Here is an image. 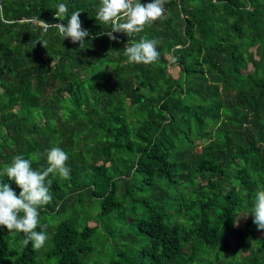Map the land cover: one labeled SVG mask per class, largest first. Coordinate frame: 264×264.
Segmentation results:
<instances>
[{
  "label": "trees",
  "instance_id": "obj_1",
  "mask_svg": "<svg viewBox=\"0 0 264 264\" xmlns=\"http://www.w3.org/2000/svg\"><path fill=\"white\" fill-rule=\"evenodd\" d=\"M99 4L0 0V173L15 155L46 168L57 146L71 170L49 176L46 244L0 226V264H86L96 238L103 264H264L251 216L264 188V0H167L163 19L116 41L97 35L111 28ZM74 11L83 48L38 26ZM141 37L160 41L152 64L123 54Z\"/></svg>",
  "mask_w": 264,
  "mask_h": 264
},
{
  "label": "clouds",
  "instance_id": "obj_2",
  "mask_svg": "<svg viewBox=\"0 0 264 264\" xmlns=\"http://www.w3.org/2000/svg\"><path fill=\"white\" fill-rule=\"evenodd\" d=\"M167 0H152L142 4L141 0H100L97 8L96 19L103 25H111L109 31L97 35H107L110 40H118L115 33H124L131 37L144 31L146 26L164 18ZM57 11L54 18L64 21L69 9L65 3L56 5ZM81 12H72L67 23H48L40 20L38 26L44 29L54 28L63 39H70L72 43H79L83 48L85 39L89 36V30L84 28L80 19ZM37 23V19H33ZM95 38V37H93ZM45 47L46 44L43 41ZM157 39L141 37L131 46L126 45L124 55L129 62L149 65L157 61L159 52ZM68 153L60 147H52L47 150V167L35 169L32 160L23 155H15L9 166L3 173L9 180H14L21 189L19 195L8 183L0 180V226H6L9 232H18L24 235L21 241L23 245L31 243L33 249L39 250L49 239L46 225H39L40 210L52 202V180L50 174L58 175L61 179H70V168L66 164ZM246 215L244 217H247ZM251 216L257 230H264V188H258L255 193Z\"/></svg>",
  "mask_w": 264,
  "mask_h": 264
},
{
  "label": "rangeland",
  "instance_id": "obj_3",
  "mask_svg": "<svg viewBox=\"0 0 264 264\" xmlns=\"http://www.w3.org/2000/svg\"><path fill=\"white\" fill-rule=\"evenodd\" d=\"M169 57V56H167ZM168 72L173 75L174 77H176L178 75V67L175 65H171L168 67ZM89 225H95V221L93 219L88 221ZM97 244H96V248L94 249V251L89 255V257H87L86 264H103L108 262L111 259V255L110 253L106 254V252H109V249L106 250L103 245V239H97ZM232 246L235 244V240L234 239H230ZM122 247V244H120ZM111 250V249H110ZM246 253H243V255Z\"/></svg>",
  "mask_w": 264,
  "mask_h": 264
}]
</instances>
